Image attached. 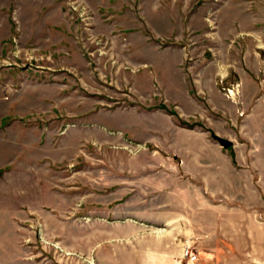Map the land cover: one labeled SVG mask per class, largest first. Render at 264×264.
I'll return each instance as SVG.
<instances>
[{"label":"rangeland","instance_id":"374dc122","mask_svg":"<svg viewBox=\"0 0 264 264\" xmlns=\"http://www.w3.org/2000/svg\"><path fill=\"white\" fill-rule=\"evenodd\" d=\"M222 152L264 186V0H0V264H220Z\"/></svg>","mask_w":264,"mask_h":264},{"label":"crops","instance_id":"0c3cea01","mask_svg":"<svg viewBox=\"0 0 264 264\" xmlns=\"http://www.w3.org/2000/svg\"><path fill=\"white\" fill-rule=\"evenodd\" d=\"M232 141V140H231ZM233 142V141H232ZM220 144V143H219ZM221 146V145H220ZM234 146V142L233 145ZM231 146V147H232ZM230 148V147H229ZM221 165L220 167L216 164L214 165L210 163L212 171L220 169L222 174V185L223 187L220 190H214L212 187L209 191L211 195H222L220 206L223 208H227V212L232 213L233 216H237V218L242 219L241 222L230 221L225 225H221V229L226 228L225 236L221 235V252H220V264H230V259H237L244 257V255H252V252L247 253V251H243V247L240 246L241 242H253L258 241L259 243H264V218L261 216H257L254 211H259V213L264 211V186L257 187L255 185V180L252 174L249 175V181L247 184L244 183L242 186L240 182H237V188L234 187V184L228 178L229 169H233L236 173H240L238 168L235 166L232 156H229L227 153L222 152L220 156ZM240 157L237 156V160L239 162ZM246 159V158H245ZM252 163H255L253 161ZM214 168V169H213ZM245 176V175H244ZM245 182V181H244ZM250 184H254L256 186V190H258V202L252 203V201L248 200L246 187H250ZM208 186V184H206ZM234 188L233 190L231 189ZM242 188V189H241ZM235 189H237V193H235ZM250 190V189H249ZM225 200H227L225 202ZM261 205L262 209H257V207ZM260 207V208H261ZM254 212V213H251ZM246 222H249V224ZM257 232V233H256ZM194 239V238H193ZM208 243H212V238L206 240ZM193 241L188 240L186 243H191ZM236 243L239 244L237 247ZM258 252L259 255H262V258L258 255V259H264V245L258 247L254 253ZM256 256V255H255ZM253 254V257H255ZM257 257V256H256ZM180 264V263H179ZM260 264H264L261 262Z\"/></svg>","mask_w":264,"mask_h":264},{"label":"built area","instance_id":"2783aa9c","mask_svg":"<svg viewBox=\"0 0 264 264\" xmlns=\"http://www.w3.org/2000/svg\"><path fill=\"white\" fill-rule=\"evenodd\" d=\"M199 255L195 245L186 243L182 247L180 264H197Z\"/></svg>","mask_w":264,"mask_h":264},{"label":"water","instance_id":"95a60500","mask_svg":"<svg viewBox=\"0 0 264 264\" xmlns=\"http://www.w3.org/2000/svg\"><path fill=\"white\" fill-rule=\"evenodd\" d=\"M212 136L215 140H217L220 143L221 146L225 148H229L233 145V142L230 139L223 138L220 135L215 134V133H213Z\"/></svg>","mask_w":264,"mask_h":264}]
</instances>
